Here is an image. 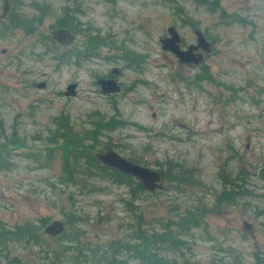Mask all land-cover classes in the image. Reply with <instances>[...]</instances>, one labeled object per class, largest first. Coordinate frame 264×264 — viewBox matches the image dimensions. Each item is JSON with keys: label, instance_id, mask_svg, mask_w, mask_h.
I'll return each instance as SVG.
<instances>
[{"label": "rangeland", "instance_id": "1", "mask_svg": "<svg viewBox=\"0 0 264 264\" xmlns=\"http://www.w3.org/2000/svg\"><path fill=\"white\" fill-rule=\"evenodd\" d=\"M40 4L48 11L31 26L32 35L7 27L8 14L38 16ZM66 7L77 10L73 41L46 44L43 37H50ZM170 26L181 49L194 45L192 30L203 34L211 47L201 64L179 65L160 50L158 39ZM87 34L105 43L93 57L81 51L89 46ZM73 49L82 53L65 59ZM112 68L119 71L121 91L106 97L95 81ZM70 84L76 85L74 95L64 97ZM58 117H66L75 133L115 124L95 143L87 141L97 143L89 155L111 149L161 173L181 169L187 183L163 179L161 191L131 200L126 187L87 180L78 169L65 182L62 164L70 149L46 141L54 137ZM0 145L6 153L0 221L10 228L44 220L40 234L53 251L73 246L43 234L53 221L71 235L78 227L80 243L100 246L116 239L138 242V226L171 234L189 210L200 226L181 237L186 247L167 253L168 259L264 264V0H20L18 6L8 1L5 12L0 0ZM44 249L11 245L8 264H104L48 254L44 259ZM119 260L136 262L127 254Z\"/></svg>", "mask_w": 264, "mask_h": 264}, {"label": "trees", "instance_id": "2", "mask_svg": "<svg viewBox=\"0 0 264 264\" xmlns=\"http://www.w3.org/2000/svg\"><path fill=\"white\" fill-rule=\"evenodd\" d=\"M10 3L14 6L20 5V0H9ZM167 4H175L177 0H165ZM211 7L214 8V4H211ZM178 14L181 13V9L178 8ZM48 11L45 4H40V8L36 9L38 13L33 15L32 17L24 18L19 13L14 14L11 12L6 17L7 27L10 29H19L25 35H32L33 29L31 26L36 23L38 24L40 21V17L44 15ZM74 13H77L76 8H62L60 10V18H57L56 22L52 26V28H65L69 30L71 33L75 34L77 31L78 25H76L75 20L73 19ZM192 27V26H191ZM87 40H85V44L89 45L88 48L82 46L81 51L83 52V57H93L92 54L97 47L104 46L105 43L101 38L98 37L97 34L86 35ZM46 44L54 46L53 42L49 37H43ZM81 51L77 49L70 50L66 52L67 58L78 57ZM81 52V53H82ZM129 59L126 58V62ZM130 65V64H129ZM130 68V67H128ZM203 72V71H202ZM203 75H207L202 73ZM56 128L54 130V137L47 138L46 141H49V144L55 145L58 141L61 142L62 147L70 149V152H67L71 156L70 158L65 160L62 164V171L66 174L65 182L72 181V175L74 173H79L81 176L85 177L87 180L98 178L99 180H105L112 184L124 186L127 188L129 199L133 200L139 195H143L145 192L142 191L138 182L131 178L128 175L121 174L113 169L106 168L99 163H97L91 155H89V151L97 144L93 146L92 143H87L88 140L93 141L95 143L96 138L98 137L100 131H112L115 127V124H111L109 121L104 122L103 125L98 127L100 124H94V127L91 128V132L88 130L85 132H77L72 131V127L66 121V117L64 118H55ZM115 123V122H114ZM3 145H0V162L2 161V156L6 155L4 151H2ZM88 153V154H87ZM130 161L129 159H127ZM134 164H138L136 162L131 161ZM139 165V164H138ZM1 166V164H0ZM174 166V165H173ZM173 169H167L166 172H160L162 178L174 183V184H186L188 179L183 176L182 172L176 171ZM73 171V172H72ZM140 217L137 219L139 220ZM71 219V218H70ZM69 219V221H70ZM78 223L80 221L79 218H73ZM66 225H67V221ZM44 224V220H38L32 222L30 220L24 221L22 224L18 226H13L8 228L0 221V259L6 260L5 264H8L10 261L6 257V253H9V249L11 245L20 244L23 246H39L43 245L45 247L43 254L44 259H47V254L51 259H60V258H68L73 261H81V259L85 261H94L96 263L103 262L104 264H188L186 261L182 260L177 261L175 259H168L167 253H176L180 252L186 246V242L181 239V237L188 231L192 229H196L200 226V219H197L192 212L187 210L182 216H179L175 225L176 231L173 233L168 232L165 228L164 232L161 234H157L153 229L151 230H140V226L137 227L135 231V239L138 242H129L124 239H116L110 240L100 246H90L89 243H80V236L83 235L81 230L75 226V234H67L66 231L62 232L60 235L54 237V241H63L68 242L71 247H62L58 250H51L49 245L46 243L43 236L40 234L41 226ZM70 224V223H69ZM12 249V248H11ZM4 253V254H2ZM111 254V257L108 255ZM123 255H132V258L136 262L127 263L126 261H117V258Z\"/></svg>", "mask_w": 264, "mask_h": 264}, {"label": "water", "instance_id": "3", "mask_svg": "<svg viewBox=\"0 0 264 264\" xmlns=\"http://www.w3.org/2000/svg\"><path fill=\"white\" fill-rule=\"evenodd\" d=\"M7 0H3V6L6 7ZM3 12L5 9L3 8ZM166 36L158 39L159 48L161 51L170 53L174 56L179 65L197 66L201 63V53L210 51V44L204 38L203 34L198 30L192 31L194 36V45H189L185 49L179 47V36L174 27L170 26L165 31ZM49 38L57 45H67L73 41L74 34L65 28H53L49 34ZM200 50V52H198ZM197 52V53H196ZM98 91L101 95H113L120 92L119 86L111 79L98 78L95 81ZM43 87V84L38 85ZM76 85L70 84L66 86L63 93L64 97H73ZM93 159L100 165L113 169L121 174L128 175L135 179L143 192L152 194L163 189V178L158 171L134 164L120 157L111 149L95 152L92 155ZM244 229H248L245 223H242ZM63 232L62 223L53 221L47 224L43 229V234L50 237H56Z\"/></svg>", "mask_w": 264, "mask_h": 264}, {"label": "flooded vegetation", "instance_id": "4", "mask_svg": "<svg viewBox=\"0 0 264 264\" xmlns=\"http://www.w3.org/2000/svg\"><path fill=\"white\" fill-rule=\"evenodd\" d=\"M8 1L9 0H7L6 1V4L8 5ZM3 8L6 10V7H4L3 6ZM193 31V30H192ZM205 38V37H204ZM208 42V41H207ZM210 44V43H209ZM190 45H192V44H190ZM211 45V44H210ZM187 46H189V45H187ZM186 46V47H187ZM185 47V48H186ZM211 47V46H210ZM184 48V49H185ZM198 52H200V50H198ZM197 53V52H196ZM201 53V63H202V60H203V53L202 52H200ZM200 63V64H201ZM185 66H193L192 64H189V65H185ZM202 71H203V73H205V69H202ZM119 75V71L117 70V69H115V68H112L111 70H110V72H109V75L108 76H105V77H103L102 79H111V80H113L115 83H116V85L117 86H119V84L117 83V81H116V76H118ZM203 79V78H202ZM96 85V84H95ZM97 86V85H96ZM119 88H120V86H119ZM120 91H121V89H120ZM99 92V91H98ZM120 93V92H119ZM118 93V94H119ZM100 94V93H99ZM113 95H117V94H113ZM103 96H106V97H109V96H112V95H103ZM127 160V159H126Z\"/></svg>", "mask_w": 264, "mask_h": 264}]
</instances>
